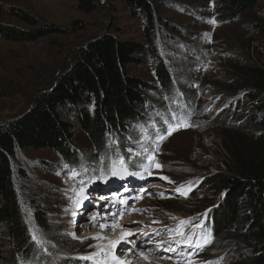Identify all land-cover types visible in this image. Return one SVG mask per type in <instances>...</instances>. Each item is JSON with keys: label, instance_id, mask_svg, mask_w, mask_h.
Returning <instances> with one entry per match:
<instances>
[{"label": "rangeland", "instance_id": "374dc122", "mask_svg": "<svg viewBox=\"0 0 264 264\" xmlns=\"http://www.w3.org/2000/svg\"><path fill=\"white\" fill-rule=\"evenodd\" d=\"M155 1L161 11L158 18L167 22L169 28L158 19L154 43L159 57L164 59L174 76L175 89L172 93L161 90L149 93L151 106L146 110L145 118L159 119L154 122L152 130L158 129L161 124L168 126L177 119L173 116L172 108L179 99H184L194 111V124L190 129L174 132L159 143L155 153L158 157L153 159L147 170L140 173L144 180L153 178L150 180L151 188L134 176L131 190L135 191L132 194L125 191L117 193L121 203L117 204L112 199L107 205L112 207L109 210L104 209L105 204L100 208L92 207L98 201L94 205L85 204L80 211L77 209L78 190L84 186L81 181L95 172L86 165L92 167L93 159L100 154L97 160L99 169L113 161L115 166L121 165L123 155L133 152L136 147L130 138L140 136L138 129L142 122L134 130L133 124L130 125L129 139L124 134L106 135V147L100 153L92 146L88 136L76 129L75 144L78 150L74 161L65 160L48 148L18 151L12 163L21 208L31 241L35 243L30 261L36 264H42L46 258L51 264H111L109 259L102 260V256H97L106 253L107 249L116 253L110 256V260L121 256L124 259L127 256L123 255L124 252L129 253L124 249L130 246L132 251L134 247L135 251L138 249L141 253H135L130 258L133 262L130 264H137L145 257L146 264H154L152 259L167 264H238L248 254L247 249L242 250L244 255L240 254L228 240L220 237L206 252L194 255L195 251L187 250L191 248L189 244L192 245L193 237L190 236L191 239L185 243L186 236L178 233L183 232L184 224L181 225L180 221L190 220L191 228L195 231L203 229L204 218L197 213L213 205L223 195V192L213 194V189H208L210 184L205 185L204 177L207 171L212 174L228 171L230 159L227 160L228 156L221 151L218 123L229 120L227 122L231 125L239 124L241 117L236 118L233 114L246 113L244 107L248 104L241 93L219 92L216 86L218 81L222 82L230 73H234L233 68L264 65V33L256 29L259 22L264 23V0L254 12L223 23L217 19L218 0ZM80 2L0 0L2 24L33 29L9 14V7H19L37 17L40 26L52 24L62 29L35 43L13 42L0 37V123L20 117L30 110L38 92L53 86L58 76L74 63L76 48L108 33L121 40L145 42L141 18L134 17L120 1L93 0L94 10L89 12L79 8ZM212 20L216 23H210ZM142 61L141 64L129 66L130 74L157 87V61L149 56L143 57ZM217 94L219 96L215 97ZM185 110L183 105L181 111ZM68 119L73 122L72 118ZM245 127L247 135L259 133L250 124ZM132 154L135 157L139 153L136 151ZM155 162L163 167H156ZM73 169L79 173L75 178L70 176ZM161 177H168L174 183ZM181 185L187 192L186 196L176 191ZM94 187L95 184L88 186L89 189ZM191 187L199 188L193 194L195 197L192 201L177 202L186 199ZM38 205L48 211L52 224L50 232L43 230L36 222L35 207ZM108 213L113 214L115 219L116 216L120 217L117 222L130 218L129 225L122 227L128 229L126 236H118L116 228H107L109 221L104 215ZM102 227L106 231L97 236ZM134 229L145 230L140 239L128 235ZM33 232L42 243L38 244L32 239ZM108 241L112 242L109 244H113L112 247L106 246ZM149 242L152 245L146 248ZM182 250L184 252L179 254ZM75 255L80 260L74 258ZM30 261L29 264H32Z\"/></svg>", "mask_w": 264, "mask_h": 264}, {"label": "trees", "instance_id": "16d2710c", "mask_svg": "<svg viewBox=\"0 0 264 264\" xmlns=\"http://www.w3.org/2000/svg\"><path fill=\"white\" fill-rule=\"evenodd\" d=\"M80 1L81 10H94L93 0ZM117 1L126 5L134 17L141 18L145 42L121 40L108 33L76 48L74 63L58 76L53 86L38 92L30 110L0 123V264H29L35 249L16 188L12 163L16 153L48 148L65 160H73L78 150L76 129L84 132L100 153L106 147V135H127L130 125L144 118L151 101L149 93L153 90L172 93L175 89L170 68L159 57L154 43L158 19L169 28L167 22L158 18L161 11L156 1ZM260 2L218 0L217 19L221 23L234 21L254 12ZM8 12L33 27L23 29L0 23V37L8 41L35 43L62 30L52 24L41 27L38 18L23 8L9 7ZM256 29L264 33V23L259 22ZM146 56L157 61V87L129 72L131 64H141ZM233 70L227 79L217 82L216 89L241 93L248 105L244 107L246 113L233 114L241 117L239 124L231 125L229 120L218 123L221 151L230 159L228 171L204 174L205 185L210 184L206 188H212L213 194L223 192L208 214L211 240L215 243L223 237L242 255V250L247 249L248 254L238 264H264V65ZM246 124L259 133L245 134ZM193 194L176 201H192ZM47 212L41 205L35 207L37 224L50 232L52 224ZM42 264L51 261L46 258Z\"/></svg>", "mask_w": 264, "mask_h": 264}, {"label": "snow or ice", "instance_id": "6c2138e0", "mask_svg": "<svg viewBox=\"0 0 264 264\" xmlns=\"http://www.w3.org/2000/svg\"><path fill=\"white\" fill-rule=\"evenodd\" d=\"M210 23L215 24L216 21H215V20H212V21H210ZM173 116H174V118H175V114H173ZM166 123H167V121H166ZM190 126H191L190 124H186V123H183V122L181 121L180 123H176V124H171V123H169V124H168V127L166 128V130H165L164 133H160L159 130L157 129V149H156V151H158V149H159V143L162 142L164 139H166L168 136H170L174 131H178V130L180 129V127H185V128H187V127H190ZM146 158H147L149 161H153V155H147ZM123 163H124V161H123V159L121 158V164H123ZM149 166H151V164H150ZM155 166L158 167V168H159V167H163V166L160 165L158 162H155ZM65 167H68V166L65 165ZM100 171L103 172V169H101ZM150 174H151V173H150ZM78 175H79V173H78L76 170H74V169H73V170H70V176H71L72 178H75V177H77ZM112 175H116L115 171L112 172ZM161 178L164 179V180H168L169 183H174L173 181L169 180L168 177H161ZM81 184H83V181H81ZM190 190H191V189L189 188V191H190ZM176 191L179 192V193H181L182 195H185V196L187 195V192L184 190V186H183V185L178 186V187L176 188ZM80 206H82V205H80ZM73 215H76V213H73ZM190 222H191L190 220H187V221H180V224L183 225V224H185V223H190ZM178 234L184 236V233H183V232H180V233H178ZM128 235H135V234L129 233ZM96 238H97V239H100L101 237H96ZM32 239H33L34 241H36V243H38V244L42 243V241H41L40 239L37 238L35 232H33V234H32ZM190 239H191V237H185V243H188V241H189ZM126 242H127V241H126ZM117 243H119V241H117ZM189 246H191V244H189ZM87 259H91V257H87ZM114 259L117 260V264H127V262H125V261H120L119 258H115V257H114ZM145 259H147V257H145Z\"/></svg>", "mask_w": 264, "mask_h": 264}, {"label": "bare ground", "instance_id": "6f19581e", "mask_svg": "<svg viewBox=\"0 0 264 264\" xmlns=\"http://www.w3.org/2000/svg\"><path fill=\"white\" fill-rule=\"evenodd\" d=\"M104 197H102V198H100V199H103ZM107 199H110V196H108L107 197ZM94 203H96V202H94ZM78 208V210L80 209V207H79V205H76ZM84 206H82V208H83ZM80 211V210H79ZM104 216H106V217H108L106 220L107 221H109L108 222V225H107V228H116L115 229V233H117V235L118 236H120V237H124V236H126L127 235V233H128V229H124V228H122L123 226L125 227V226H128L129 225V222H131L130 221V218H126V219H124V220H122L121 222H117L116 220L117 219H115L114 218V216H113V214H110V213H108V214H105ZM105 217V218H106ZM132 219V218H131ZM106 221V222H107ZM118 223H120V224H118ZM131 225V224H130ZM106 231V229H104L103 227H102V230L98 233V235L97 236H101L102 234H103V232H105ZM133 232V233H132ZM131 233L132 234H135V235H132V237L133 238H140L141 237V234L144 232V230H142V231H138V230H136V229H134L133 231H132ZM112 242H107L106 243V246H107V244L109 245V244H111ZM132 245H134V244H132ZM113 246V244L112 245H109V246H107L108 248L109 247H112ZM132 246H130L128 249H124V251H130L131 253L128 255V256H124V259H125V262H128V260H130L129 261V264L130 263H133V262H131V257L135 254V253H137V251L138 252H140L138 249L136 250V251H132L130 248H131ZM121 249V248H120ZM127 254V252L125 253L124 252V254L123 255H126ZM141 254V253H140ZM143 256V255H142ZM145 260H147V259H145L144 258V260H142V259H140L139 261H138V263L137 264H146L144 261ZM152 261L154 262V264H167V263H165L164 261H162V262H160V261H158L157 259H152ZM169 264V263H168Z\"/></svg>", "mask_w": 264, "mask_h": 264}]
</instances>
